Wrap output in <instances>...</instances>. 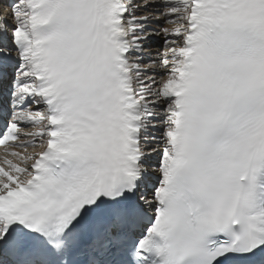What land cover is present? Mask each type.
I'll return each instance as SVG.
<instances>
[{
	"label": "snow or ice",
	"instance_id": "1",
	"mask_svg": "<svg viewBox=\"0 0 264 264\" xmlns=\"http://www.w3.org/2000/svg\"><path fill=\"white\" fill-rule=\"evenodd\" d=\"M0 122V264H264V0H12Z\"/></svg>",
	"mask_w": 264,
	"mask_h": 264
},
{
	"label": "rangeland",
	"instance_id": "2",
	"mask_svg": "<svg viewBox=\"0 0 264 264\" xmlns=\"http://www.w3.org/2000/svg\"><path fill=\"white\" fill-rule=\"evenodd\" d=\"M161 25L164 26L165 24H161ZM156 27H157V25H156ZM154 49H155V48L153 47V54H154V51H155Z\"/></svg>",
	"mask_w": 264,
	"mask_h": 264
},
{
	"label": "bare ground",
	"instance_id": "3",
	"mask_svg": "<svg viewBox=\"0 0 264 264\" xmlns=\"http://www.w3.org/2000/svg\"><path fill=\"white\" fill-rule=\"evenodd\" d=\"M152 26H155V27H156V25H155V24H153ZM151 48L153 49V45L151 46Z\"/></svg>",
	"mask_w": 264,
	"mask_h": 264
}]
</instances>
